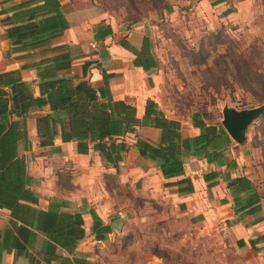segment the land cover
Listing matches in <instances>:
<instances>
[{"label":"crops","instance_id":"0c3cea01","mask_svg":"<svg viewBox=\"0 0 264 264\" xmlns=\"http://www.w3.org/2000/svg\"><path fill=\"white\" fill-rule=\"evenodd\" d=\"M47 1L49 9L45 0H0V264H264V182L246 140L222 120L169 112L147 21L129 26L91 0ZM190 4L243 28L256 18L250 28L264 32V0H164L162 11ZM50 16L67 27L47 44L9 35L29 17ZM82 82L95 90V108L112 100L135 110L134 130L103 137L108 160L89 141L99 131L94 109L76 96ZM153 118L177 127L179 173L165 175L163 158L138 145L171 146ZM200 120L217 130L212 160L193 153ZM239 176L259 202L236 211L228 182Z\"/></svg>","mask_w":264,"mask_h":264},{"label":"rangeland","instance_id":"374dc122","mask_svg":"<svg viewBox=\"0 0 264 264\" xmlns=\"http://www.w3.org/2000/svg\"><path fill=\"white\" fill-rule=\"evenodd\" d=\"M91 1L129 26L147 21L158 60L156 86L172 115L219 123L225 108L242 111L264 104V32L256 36V27L250 28L258 24L256 18L243 28L191 4L165 15L164 0ZM245 138L264 182V112L247 126ZM153 251L158 253L156 247Z\"/></svg>","mask_w":264,"mask_h":264},{"label":"trees","instance_id":"16d2710c","mask_svg":"<svg viewBox=\"0 0 264 264\" xmlns=\"http://www.w3.org/2000/svg\"><path fill=\"white\" fill-rule=\"evenodd\" d=\"M47 4L48 1L45 0L43 7L49 9ZM61 18L62 19H57L54 16H50L41 18L39 20H33L31 17H29L26 23L17 25L16 27H12L11 30H9V35L17 34V37H19L21 40L28 39L29 37H34V40L32 42L25 44L33 47L41 46L43 44H47L50 39L59 35L63 31V29L67 27V23L64 17L61 16ZM144 41L145 42L143 43V48H148V39L146 40L145 38ZM80 84L79 86H76V96H78L79 99L83 98L85 102L89 103L90 106L94 109L95 113L91 118L96 120L95 128L99 131V133L97 134V136L99 137L91 138L89 139V141L93 142V147L95 149H99L103 153L105 159L108 160V156H106L104 152L105 145L103 142V137L105 135L111 134L113 131H118V134L125 133L126 128L130 131L134 130L133 128H131L130 118H132V122L136 124L137 120L133 117L135 114V110L130 106L124 104L123 102H116L112 100L108 101L107 104H103L104 102H99L100 107L95 108V90L91 86H87L86 83L82 82ZM150 106H154L153 102L147 101L145 110V116L147 117V119L152 113H154L152 110H150ZM104 108H106L110 112L104 110ZM158 114L161 115V112H159ZM107 119H110V123H108ZM149 122L157 127L162 128V141L166 142L167 140H169V144H171V146H168L164 151L161 146L153 147L149 144H146L142 140H137L139 147L141 148V150H149L152 156L158 155L163 158L164 163L162 165V172L165 175L181 172L182 163L180 159L176 158V156L172 154L173 143H176L180 139L177 127H173L175 124L167 119H165L162 124H160L154 118L150 119ZM194 124L195 126L199 127L200 133L194 138L196 146L193 148V153L197 156H205L208 160H212V157L207 153V151L208 146L211 144V141L218 137L217 130L212 125H206V123H204V121L202 120L195 121ZM92 135H95V133H93ZM63 141L66 140L63 139ZM86 145V140L77 139V148L79 151L84 150ZM214 153V158H218L222 155L220 152ZM228 188L231 190V193L233 195L234 208L236 211L247 209L259 202V194L257 193L255 187L252 186L251 181L245 176H239L229 180ZM241 193H245V198H239V195Z\"/></svg>","mask_w":264,"mask_h":264},{"label":"water","instance_id":"95a60500","mask_svg":"<svg viewBox=\"0 0 264 264\" xmlns=\"http://www.w3.org/2000/svg\"><path fill=\"white\" fill-rule=\"evenodd\" d=\"M264 104L252 109L237 111L234 108L223 109L222 125L227 133L237 142L245 140V130L247 126L262 115Z\"/></svg>","mask_w":264,"mask_h":264}]
</instances>
